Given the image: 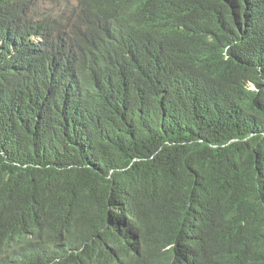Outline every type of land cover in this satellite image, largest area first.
Instances as JSON below:
<instances>
[{"label":"trees","instance_id":"trees-1","mask_svg":"<svg viewBox=\"0 0 264 264\" xmlns=\"http://www.w3.org/2000/svg\"><path fill=\"white\" fill-rule=\"evenodd\" d=\"M62 13L0 0V264H264V0Z\"/></svg>","mask_w":264,"mask_h":264},{"label":"rangeland","instance_id":"rangeland-1","mask_svg":"<svg viewBox=\"0 0 264 264\" xmlns=\"http://www.w3.org/2000/svg\"><path fill=\"white\" fill-rule=\"evenodd\" d=\"M37 12L41 15L54 16V12L65 4L73 5L75 0H32Z\"/></svg>","mask_w":264,"mask_h":264},{"label":"clouds","instance_id":"clouds-1","mask_svg":"<svg viewBox=\"0 0 264 264\" xmlns=\"http://www.w3.org/2000/svg\"><path fill=\"white\" fill-rule=\"evenodd\" d=\"M30 2H33L32 0H29ZM34 3V2H33ZM61 10L64 8L63 19L66 23V25H71L75 22L76 19V13L78 10V0H75V3L73 5L71 4H65L61 7H59Z\"/></svg>","mask_w":264,"mask_h":264},{"label":"bare ground","instance_id":"bare-ground-1","mask_svg":"<svg viewBox=\"0 0 264 264\" xmlns=\"http://www.w3.org/2000/svg\"><path fill=\"white\" fill-rule=\"evenodd\" d=\"M124 2H125V1H124ZM125 3H126V2H125ZM39 22H40V21H39ZM37 24H38V23H37ZM38 26H39V25H38ZM3 74H4V73H3ZM81 85H82V84H81ZM47 87H48V86H47ZM81 87H82V86H81ZM85 91H86V90H85ZM6 95H7V94H6ZM78 98H79V97H78ZM73 99H74V98H73ZM76 102H77V101H76ZM77 103H78V102H77ZM78 104H79V103H78ZM79 105H80V104H79ZM80 109H81V108H80ZM241 208H243V207H241ZM242 210H243V209H242ZM246 210H247V209H246ZM246 215H247V214H246ZM245 217H246V216H245ZM240 219H241V218H240ZM241 220H242V219H241ZM216 232H217V230H216ZM205 236H206V235H205ZM205 236H204V237H205ZM207 238H208V237H207ZM209 238H210V237H209ZM209 238H208V239H209ZM199 242H200V241H199ZM207 242H209V241H207ZM210 242H211V241H210ZM211 244H212V243H211ZM21 261H22V260H21Z\"/></svg>","mask_w":264,"mask_h":264}]
</instances>
